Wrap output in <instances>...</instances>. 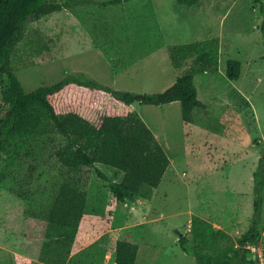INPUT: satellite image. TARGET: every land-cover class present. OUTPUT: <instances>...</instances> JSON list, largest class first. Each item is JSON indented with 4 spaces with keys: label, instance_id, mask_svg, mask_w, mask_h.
I'll use <instances>...</instances> for the list:
<instances>
[{
    "label": "rangeland",
    "instance_id": "1",
    "mask_svg": "<svg viewBox=\"0 0 264 264\" xmlns=\"http://www.w3.org/2000/svg\"><path fill=\"white\" fill-rule=\"evenodd\" d=\"M85 1L28 21L10 59L26 92L82 73L117 90L158 94L186 69L173 65L174 45L218 37L220 57L218 64L195 77L199 99L207 108L195 109L191 124L183 122L180 101L131 105L170 157L169 169L152 201L126 203L114 199L95 169L88 171L85 218L65 255L66 264H108L109 233L130 227L142 233L136 264H198L180 242L186 235L195 244L191 231L195 218L217 229L227 228L234 242L253 226L254 175L264 160L261 3L203 0L187 6L177 0ZM229 59L242 63L236 81L227 76ZM6 79L0 73V91ZM243 135L250 144L240 141ZM66 143L54 128L38 135L32 141V155L19 160L11 176L0 183V264H48L29 254L36 252L39 257L40 251L46 258L43 246L49 238L27 236L28 227L21 222L11 229L7 224L21 193L25 216L41 223L47 220L69 175L55 156L56 148ZM32 165L36 170L28 179ZM97 167L114 181L123 180L117 168L101 163ZM235 215L238 221L230 228L229 218L234 222ZM259 230L261 237L252 250L258 262L248 264H264V201Z\"/></svg>",
    "mask_w": 264,
    "mask_h": 264
},
{
    "label": "trees",
    "instance_id": "2",
    "mask_svg": "<svg viewBox=\"0 0 264 264\" xmlns=\"http://www.w3.org/2000/svg\"><path fill=\"white\" fill-rule=\"evenodd\" d=\"M202 1L177 0L187 6L199 5ZM256 1L261 3L264 12L262 0ZM82 2L86 1L0 0V73L7 77L0 91V183L11 176V170L19 160L32 155V141L38 135L54 128L67 139L66 144L56 148L55 156L68 169L69 175L55 195L47 220L41 223L30 215L25 216L21 193L15 204L17 208L9 214L7 224V229H11L21 222L28 227L27 236L49 238L50 242L43 246L48 254L46 258L40 251L39 257L36 252L29 254L48 264H66L65 255L78 237L85 218L88 199L86 176L91 169H95L98 177L109 185L119 203H126L129 199H154L171 160L131 105L135 102L164 105L180 101L183 122L191 124L195 109L207 108L199 99L195 77L218 64L220 57L218 37L174 45L170 49L173 65H185L186 69L169 89L158 94L117 90L82 73L68 75L55 85L26 92L10 59L17 42L25 34L28 21ZM261 33L264 37V23ZM241 72V61H227L230 80H238ZM240 141L244 144L251 142L247 135L240 137ZM98 163L117 168L124 174L123 180L116 182L111 179L97 167ZM30 169L28 179H32L36 167L32 165ZM254 182L257 197L253 226L237 241L234 242L225 230L198 218L193 220L191 229L195 244H190L186 235L180 238L182 249L195 256L198 264L258 262L248 246H256L261 237L264 160L255 172ZM141 239L138 227L112 230L107 242V251L111 253L108 264H136ZM53 254L57 257L54 258Z\"/></svg>",
    "mask_w": 264,
    "mask_h": 264
},
{
    "label": "crops",
    "instance_id": "3",
    "mask_svg": "<svg viewBox=\"0 0 264 264\" xmlns=\"http://www.w3.org/2000/svg\"><path fill=\"white\" fill-rule=\"evenodd\" d=\"M235 217V219H234V222H232V220L229 218V227L230 228H232L233 227V225L238 221V215H235L234 216ZM216 222H217V220H215V224H216ZM216 226V225H215ZM223 230H225L226 232H228L230 235H232L233 233H231V231H229L227 228H222Z\"/></svg>",
    "mask_w": 264,
    "mask_h": 264
},
{
    "label": "built area",
    "instance_id": "4",
    "mask_svg": "<svg viewBox=\"0 0 264 264\" xmlns=\"http://www.w3.org/2000/svg\"><path fill=\"white\" fill-rule=\"evenodd\" d=\"M248 248H251L253 250L254 246H248Z\"/></svg>",
    "mask_w": 264,
    "mask_h": 264
}]
</instances>
